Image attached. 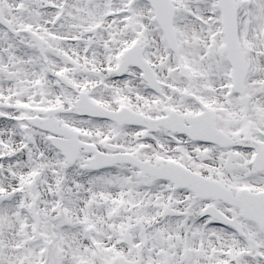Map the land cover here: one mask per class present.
I'll return each mask as SVG.
<instances>
[{
	"label": "snow or ice",
	"instance_id": "1",
	"mask_svg": "<svg viewBox=\"0 0 264 264\" xmlns=\"http://www.w3.org/2000/svg\"><path fill=\"white\" fill-rule=\"evenodd\" d=\"M0 264H264V0H0Z\"/></svg>",
	"mask_w": 264,
	"mask_h": 264
}]
</instances>
